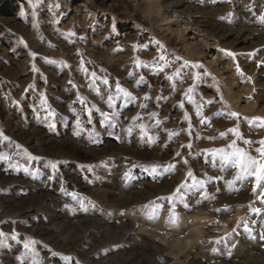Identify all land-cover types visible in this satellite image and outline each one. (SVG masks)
I'll list each match as a JSON object with an SVG mask.
<instances>
[{
  "label": "rangeland",
  "instance_id": "rangeland-1",
  "mask_svg": "<svg viewBox=\"0 0 264 264\" xmlns=\"http://www.w3.org/2000/svg\"><path fill=\"white\" fill-rule=\"evenodd\" d=\"M262 17L264 0H0V264H264L261 190L212 154L258 155L237 125L264 139Z\"/></svg>",
  "mask_w": 264,
  "mask_h": 264
},
{
  "label": "snow or ice",
  "instance_id": "snow-or-ice-1",
  "mask_svg": "<svg viewBox=\"0 0 264 264\" xmlns=\"http://www.w3.org/2000/svg\"><path fill=\"white\" fill-rule=\"evenodd\" d=\"M261 19L264 20V17H262ZM157 43H159V42L157 41ZM161 48H163L162 45H161ZM160 59L165 60V57L162 55L160 57ZM176 59L179 60L180 58L177 57ZM167 66H168V62L165 61L164 67H167ZM189 66L191 68L202 67V65H200L198 63H190L189 61L183 62V67H189ZM159 70L162 71L163 68H160ZM176 74L177 75L180 74V69H177ZM93 75H95V74L93 73ZM169 79H171V77H169ZM141 80H143V77H141ZM103 82L107 83L106 80ZM117 89H118V91H124L123 89H120L119 83H117ZM188 91L191 92L192 89L190 88ZM130 95H131L130 93L125 92V96H130ZM208 103H212V101H208ZM199 114H200V112L198 110V115ZM153 115H155V114H153ZM226 115L231 116V117H238V113H236V112H228V113H226ZM245 119H247V118H245ZM257 122H259V123L257 124ZM248 123H249V126L255 125V126H259V127H264V118L256 117V118H253V120L249 121ZM141 127L143 130V126H141ZM229 132H232L234 135H236V137L238 139L242 140L245 145H251L254 143H259L260 147L255 149V152L258 155H255V156L251 155L245 149L237 147L236 146V140H233L227 146L229 149H231V151H227L226 149L221 148V149L213 150L212 154L214 157L219 156L220 161H221V165H222L221 166L222 171L225 170V167L235 168L237 170L234 179L247 180L249 178H254L255 184L253 187V193L257 194V189H260L261 191L258 194L261 198V202L264 203V139H262L260 141H249V140L243 139L242 135L238 131V125L236 128L229 129ZM221 135L224 136L226 134L222 133ZM32 159H36V158L32 157ZM51 166L53 169H55V167H56L55 163H52ZM152 171L155 172L156 168L153 167ZM189 175L191 176V173H189ZM178 192H179V189H177V193ZM167 199L169 201H172L173 197L169 196V197H167ZM185 207H187V205H185ZM253 211L255 213L259 214L261 212V209L257 208V209H253ZM246 231H250V230L246 228ZM0 235H3V233H0ZM261 239H264V235H262ZM27 247H28V245L25 244V248H27ZM66 259H69V258H66Z\"/></svg>",
  "mask_w": 264,
  "mask_h": 264
},
{
  "label": "bare ground",
  "instance_id": "bare-ground-1",
  "mask_svg": "<svg viewBox=\"0 0 264 264\" xmlns=\"http://www.w3.org/2000/svg\"><path fill=\"white\" fill-rule=\"evenodd\" d=\"M176 4H177V3H176ZM148 7H149V6H148ZM152 7H153V6H152ZM146 9H147V7H146ZM149 9L151 10V13H153V11L157 10L156 8H155V10H152L150 7H149ZM153 9H154V8H153ZM149 14H150V13H149ZM149 14H148V15H149ZM155 14L159 16V15H160V12H159V11H155ZM165 15H166V14H165ZM164 19H166V17H164ZM165 21H166V20H165ZM236 39H240V38L236 37ZM245 40H246V39L241 38L240 41H245ZM198 51H199V50H198ZM195 53H198V52L195 51ZM256 261H257V260H256ZM193 262H194V261H193Z\"/></svg>",
  "mask_w": 264,
  "mask_h": 264
}]
</instances>
